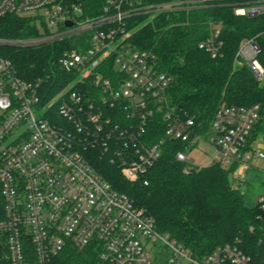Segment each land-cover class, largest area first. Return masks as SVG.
Returning a JSON list of instances; mask_svg holds the SVG:
<instances>
[{"label":"built area","instance_id":"1","mask_svg":"<svg viewBox=\"0 0 264 264\" xmlns=\"http://www.w3.org/2000/svg\"><path fill=\"white\" fill-rule=\"evenodd\" d=\"M211 1L108 0L103 14L83 17L79 6L64 0H0V16L38 11L47 24L59 26L55 33L19 41L22 46L85 32L91 42L58 56L57 67L74 77L49 102L42 96L43 80L20 78L0 51V264H56L68 246L93 247L98 264H154L159 256L165 264H252L236 245L198 256L179 244L84 154L86 147H100L127 179L148 185L147 174L163 154V140L150 142L148 128L163 115L165 137L184 142L180 161L187 162V152L204 143L213 162L234 167L236 184L264 182V132L252 136L261 105L222 104L208 127L170 103L171 77L154 54L134 49L129 40L127 20L138 12L190 10ZM216 1L231 5L238 16L264 13V0ZM222 29V22L212 23L200 43L213 58L223 54ZM260 52L255 37L246 38L236 62L248 64L263 81ZM259 201L264 207V194Z\"/></svg>","mask_w":264,"mask_h":264},{"label":"trees","instance_id":"2","mask_svg":"<svg viewBox=\"0 0 264 264\" xmlns=\"http://www.w3.org/2000/svg\"><path fill=\"white\" fill-rule=\"evenodd\" d=\"M81 8L83 17L104 13L108 0H64ZM165 1V0H157ZM39 15L0 16V39H31L43 34ZM222 22L223 54L213 58L200 47L210 35L212 23ZM129 38L136 50L156 56L158 67L171 77L168 97L179 110L194 114L210 126L222 104L261 105V117L253 138L264 132V80L259 81L248 64L236 62L241 42L255 37L264 66V13L238 16L231 5L211 1L190 10H169L152 15L138 12L127 20ZM90 32L30 46L0 45V51L14 64L20 78L43 80L44 102H49L74 77L57 67L55 61L64 49L91 46ZM57 110V108L55 109ZM55 117L60 119L58 116ZM163 115H157L148 128L150 142L163 140L161 159L147 174L149 184L127 179L119 165L100 147L84 148L87 160L118 191L128 194L137 206L156 221L158 229L179 244L202 256L218 246L236 245L249 254L252 264H264V207L254 201L249 190L236 184L232 168L219 162L190 167L177 153L184 150L180 139L165 137ZM251 180L246 183L250 184ZM168 252L165 254L167 255ZM56 264H98L93 247L68 246ZM154 264H165L159 256Z\"/></svg>","mask_w":264,"mask_h":264},{"label":"rangeland","instance_id":"3","mask_svg":"<svg viewBox=\"0 0 264 264\" xmlns=\"http://www.w3.org/2000/svg\"><path fill=\"white\" fill-rule=\"evenodd\" d=\"M38 11L29 12L28 14L39 15ZM37 24L41 29L43 34L47 33H55L58 31L59 26L56 25H49L46 22L42 23L41 18L38 17ZM4 43H9L16 46H22L18 42L22 41L23 39H2ZM42 43H46L42 42ZM41 44V43H40ZM37 45V44H36ZM41 113L39 112L38 115ZM213 151L209 147H206L204 143H201L193 148V150L187 152V162L190 167L194 166H204L213 163ZM261 169L264 168V161L260 160ZM260 172V171H259ZM262 176V175H261ZM260 176V177H261ZM259 178V177H258ZM261 178L259 179H252L250 184H243L241 187L243 190H249L250 195L254 201H257L260 194H264V182H261Z\"/></svg>","mask_w":264,"mask_h":264},{"label":"water","instance_id":"4","mask_svg":"<svg viewBox=\"0 0 264 264\" xmlns=\"http://www.w3.org/2000/svg\"><path fill=\"white\" fill-rule=\"evenodd\" d=\"M78 15L80 16L81 13H78ZM73 23H74V21H72V20H67V21H66V25H67V26H72Z\"/></svg>","mask_w":264,"mask_h":264}]
</instances>
